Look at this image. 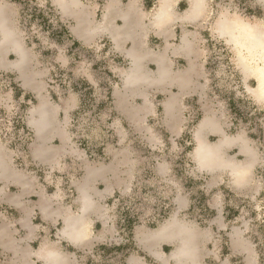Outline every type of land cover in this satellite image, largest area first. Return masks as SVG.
Listing matches in <instances>:
<instances>
[{"label":"rangeland","instance_id":"rangeland-1","mask_svg":"<svg viewBox=\"0 0 264 264\" xmlns=\"http://www.w3.org/2000/svg\"><path fill=\"white\" fill-rule=\"evenodd\" d=\"M12 1L18 5L19 26L27 45L48 69L47 93L57 102L68 94H76L78 102L66 120L76 151L63 164L70 166L72 172L59 174L49 166L33 165L27 162L33 134L24 122L33 98L20 89L14 75L0 71V140L11 152L14 167L42 175L40 180L49 191H59V200L71 203L75 197L72 175H81L83 161L103 163L107 157L105 148L115 146L126 148L134 162L135 177L130 189L117 192L104 202L106 222L111 227L106 240L91 249L80 250H73L65 242L58 243L59 248L73 256L74 264H135L131 258L134 255L147 264H156L143 257L146 254L134 244L133 233L140 227L157 229L171 219L185 222L186 228L194 230L190 240L194 246L182 264H264V97L256 94L263 60L258 50L249 49L245 40L235 37L237 26L235 35L219 31L221 22L235 21L264 34V0H204L205 15L199 21L186 23L175 18L170 45L177 46L186 33L195 50L193 61L171 57L174 74L178 72L181 77L189 70L192 79L183 90L181 80L163 92L152 88L147 104L137 101L142 107L137 119L118 107L120 73L128 63L113 51L109 42L101 40L90 47L80 46L71 39L68 23L60 19L50 2ZM82 1L96 3L99 13L104 3V0ZM141 3L150 10L158 6V0ZM188 6V0H175L174 14L178 16ZM209 40L223 45L229 53L231 74L225 75L224 68L219 67L213 79L209 78L206 69ZM149 44L157 49L162 40L150 37ZM60 55L66 58V63L57 59ZM187 62L191 63L189 67ZM77 65L79 71L85 72L76 70ZM148 67L154 69L152 63ZM108 87L110 100L106 95ZM177 95L183 97L181 102L171 103L169 109L180 106L178 115L183 131L175 137L166 128L175 115L168 111L165 102ZM207 117L219 125L218 133L207 136L208 145L220 144L224 148L222 144L229 142L223 151L225 156L251 160L253 178L240 195L231 191L229 182L211 190L210 173L197 167L194 133ZM9 120H13L17 129L6 130ZM222 138L230 140L222 143ZM48 170L52 174L45 179L44 171ZM213 195L219 202L216 209L208 204ZM181 197L188 200L185 209L178 206ZM217 215L221 216L220 225L211 223ZM18 218L15 210L0 203V229L8 224L14 242L24 237ZM205 229H209L208 233ZM54 230L46 229V237L52 242L57 241ZM37 238L38 234L31 247H37ZM177 245H164L160 250L170 257ZM0 263L13 264L7 252L1 250ZM169 264H174L173 259Z\"/></svg>","mask_w":264,"mask_h":264},{"label":"crops","instance_id":"crops-1","mask_svg":"<svg viewBox=\"0 0 264 264\" xmlns=\"http://www.w3.org/2000/svg\"><path fill=\"white\" fill-rule=\"evenodd\" d=\"M36 1L50 2L57 9L60 19L68 23L71 39L78 45L90 47L101 40H106L113 47V51L128 63L120 73L121 87L118 88L116 97L119 109L132 116V119L140 117L142 107L137 101L141 100L147 104L152 95V88L163 92L162 90L165 91L175 85L177 80H181L183 90L189 84V79H192L189 70L183 73L181 71V77L178 72L174 74L171 59L173 56H180L193 61L191 59L195 47L190 42L189 35L183 33L177 46L170 45L169 40L174 32V20L193 23L205 15L204 0H188L189 6L181 10L178 16L173 10L175 0H158V6L154 10L145 9L141 0H104L100 13L96 8L97 4L93 2ZM19 15L20 11L15 1L0 0V71L14 75L20 89L28 97L33 98V103L27 107L24 118L25 125L33 134L27 150V162L36 166H49L59 174L71 173L72 168L65 165L64 159L75 154L76 150L73 148L66 120L77 106V95L68 94L57 102L47 93L48 69L39 63L35 53L27 45L19 26ZM228 22L232 24H226ZM236 23L221 22L220 33L234 34L237 32L235 29L237 26L240 30L238 33L257 31L264 39L261 30ZM150 37L160 38L162 45L154 49L149 44ZM235 37L238 40H245L242 34ZM248 41L245 40L249 49L258 48L264 67L262 51L264 45L263 48H259ZM57 59L63 63L67 62L61 55ZM151 63L154 69L148 67ZM190 65L191 63L187 62V66ZM75 69L79 71V66L77 65ZM258 72L259 82L261 72L260 70ZM258 86L259 83L256 92L260 91ZM180 96H172L165 102L168 111L175 115L166 128L175 137L180 136L183 131L178 115L181 108L175 106L178 101L181 102L183 97ZM171 103L175 105L169 109ZM218 131L219 125L208 117L202 119L197 126L194 133L197 141L195 148L197 167L200 171L210 173L211 190L215 186L226 185L229 182L231 191L240 195L248 189L253 178L251 160L246 157L243 160H235L225 156L223 151L228 148L229 142L224 141H229L230 138L221 139L222 143H226L222 144L224 148L220 144L208 145L207 136ZM105 155L107 157L103 163L88 160L82 162L81 175L77 176L78 178L72 175L75 197L71 203H66L59 200V191H49L41 182L42 175L15 168L11 152L0 140V203L19 214L17 223L24 230V237L20 242H14L8 224L0 229V250L7 252L13 264H74L73 256L59 248L58 243L65 242L73 250H80L91 249L106 240L111 227L106 222L107 210L104 202L113 194L127 192L130 189L135 177L133 171L135 167L129 151L124 147L107 146ZM241 165L251 166L252 171L245 180L236 181L231 174L232 169ZM181 198L180 204H177L181 209H185L189 204L188 200L185 197ZM208 204L210 208L216 209L219 204L217 196H211ZM6 220L10 221V218ZM211 223L220 225L221 216L217 215ZM186 226L185 222L171 219L157 229L137 228L133 233L134 244L146 254L143 257L154 260L156 264H169L171 259L174 264H182V261L176 263L174 255L182 249V241H190L193 236L194 230L190 227L188 229L192 234H181L180 229ZM50 228H55L53 236L57 241L52 242L46 237V229ZM208 230L205 229V232L208 233ZM41 233L44 234L40 235ZM37 234L39 236L37 247H31L30 243ZM84 236L86 238H83ZM175 243L178 245L172 251L171 258L160 250L164 245ZM52 251L57 253L55 257L48 255ZM131 258L135 264H147L139 256L134 255Z\"/></svg>","mask_w":264,"mask_h":264},{"label":"trees","instance_id":"trees-1","mask_svg":"<svg viewBox=\"0 0 264 264\" xmlns=\"http://www.w3.org/2000/svg\"><path fill=\"white\" fill-rule=\"evenodd\" d=\"M208 49V58L206 62V69L209 73V78L212 80L214 77V72L216 68L223 67L225 75L231 74L230 68L231 65L229 64V53L225 50V47L218 42L209 40L207 43ZM224 75V76H225ZM111 91L108 87L107 89V98L110 100ZM188 149V148H187ZM149 260V258H147Z\"/></svg>","mask_w":264,"mask_h":264},{"label":"bare ground","instance_id":"bare-ground-1","mask_svg":"<svg viewBox=\"0 0 264 264\" xmlns=\"http://www.w3.org/2000/svg\"><path fill=\"white\" fill-rule=\"evenodd\" d=\"M197 2V1H196ZM200 3V2H199ZM199 5V4H198ZM196 9V8H195ZM231 23V22H230ZM229 22L226 23V24H230ZM232 24V23H231ZM237 24V23H236ZM240 25V24H239ZM225 27V26H224ZM249 27V26H248ZM221 28V27H220ZM238 34H242L243 35V39L245 40H249L248 42H252L255 47H259V48H263L262 46L264 45V39L263 37L261 36L260 32H257V31H254V32H247V33H244V32H239ZM258 50V48H257ZM262 51L264 52V48L262 49ZM261 70V69H260ZM141 72V71H140ZM259 86H258V89L260 91L256 92V94H258L260 97H264V93H262L261 91V84H262V80L260 79L259 80ZM203 146V145H202ZM217 148V147H215ZM209 149V148H208ZM206 152H208L207 150H205ZM203 151V152H205ZM202 152V153H203ZM210 152V151H209ZM205 154V153H204ZM210 156V155H209ZM183 231V233H182ZM180 232L181 234L183 235H190V233L192 234V231L189 230L188 228H183V229H180ZM194 246L193 243H191L189 240H183L182 241V249H180V252L175 254L174 257H175V260H176V263H179L181 261H183L185 259V257L187 256V254L190 253L191 251V248ZM184 254H186L184 256Z\"/></svg>","mask_w":264,"mask_h":264},{"label":"clouds","instance_id":"clouds-1","mask_svg":"<svg viewBox=\"0 0 264 264\" xmlns=\"http://www.w3.org/2000/svg\"><path fill=\"white\" fill-rule=\"evenodd\" d=\"M261 72V80H262V84H261V91L262 93H264V67L261 68L260 70ZM252 171V167L251 166H236L232 169V176L236 181H243L245 180L251 173ZM83 238H86V236H84ZM48 255L50 257H55L57 255L56 252L52 251L49 252Z\"/></svg>","mask_w":264,"mask_h":264},{"label":"built area","instance_id":"built-area-1","mask_svg":"<svg viewBox=\"0 0 264 264\" xmlns=\"http://www.w3.org/2000/svg\"><path fill=\"white\" fill-rule=\"evenodd\" d=\"M57 75L58 74H54V77L55 78H57ZM58 77H61L60 75L58 76ZM60 79V78H59ZM65 81V80H64ZM12 129H17V127L14 125V123H13V120H9V121H7V127H6V130H12ZM21 130V132H23L24 130L22 129V128H20ZM18 131H19V129H18ZM24 142V140L22 141V143ZM24 144V143H23ZM52 174V172L50 171V170H48V171H44V175H45V179L47 178V177H49L50 175Z\"/></svg>","mask_w":264,"mask_h":264}]
</instances>
